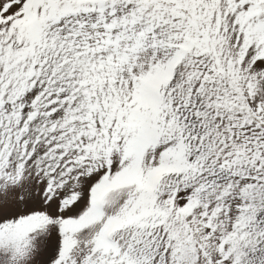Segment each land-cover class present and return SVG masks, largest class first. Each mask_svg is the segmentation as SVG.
I'll return each mask as SVG.
<instances>
[{
    "label": "snow or ice",
    "instance_id": "obj_1",
    "mask_svg": "<svg viewBox=\"0 0 264 264\" xmlns=\"http://www.w3.org/2000/svg\"><path fill=\"white\" fill-rule=\"evenodd\" d=\"M0 264H264V0H0Z\"/></svg>",
    "mask_w": 264,
    "mask_h": 264
}]
</instances>
